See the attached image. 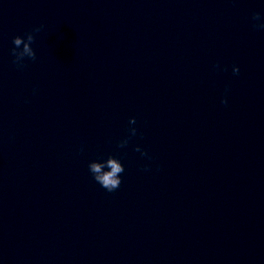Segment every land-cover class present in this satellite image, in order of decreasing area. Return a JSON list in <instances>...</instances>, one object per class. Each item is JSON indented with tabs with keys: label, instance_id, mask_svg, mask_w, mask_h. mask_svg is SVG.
<instances>
[{
	"label": "clouds",
	"instance_id": "clouds-1",
	"mask_svg": "<svg viewBox=\"0 0 264 264\" xmlns=\"http://www.w3.org/2000/svg\"><path fill=\"white\" fill-rule=\"evenodd\" d=\"M251 19L253 21L259 20L260 13L253 12ZM43 27L44 25H39L34 27L32 31L25 33L23 36L17 35L13 37V47L11 49V55L13 57L12 62L16 65L17 68H23L25 66V58H28L33 61L36 59V52L32 47V44L35 42L34 33L40 32ZM253 27L264 29V24H253ZM232 71L234 75H238L240 69L238 66L234 65ZM33 91H35V89ZM221 103L226 105L227 99H222ZM129 124L135 125L136 118L130 117ZM128 131L129 136L120 140L118 142L117 147H125L128 144L129 139L133 136H136L137 134V129L135 127H130ZM82 150L83 149H81V151ZM135 151L140 152L141 156L148 157L149 159H151V157L148 156V153L145 150H142L139 145L136 146ZM88 169L92 174L93 179L109 193L114 192L120 187L122 183L121 173L125 171L124 166L120 162V160L112 155H109L104 160L89 162ZM144 170H148L147 165L144 166Z\"/></svg>",
	"mask_w": 264,
	"mask_h": 264
}]
</instances>
